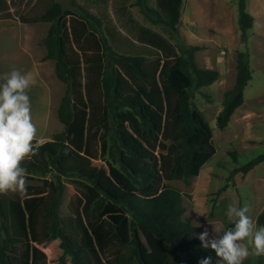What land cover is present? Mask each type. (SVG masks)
Returning <instances> with one entry per match:
<instances>
[{
  "label": "trees",
  "instance_id": "16d2710c",
  "mask_svg": "<svg viewBox=\"0 0 264 264\" xmlns=\"http://www.w3.org/2000/svg\"><path fill=\"white\" fill-rule=\"evenodd\" d=\"M17 1L0 0V18L14 17L11 7ZM26 3H32L28 14L16 11L23 22L51 23L44 45L66 84L58 108L65 128L23 162L27 174L52 172L55 179L27 185L23 199L0 195V264H48L40 245L56 238L73 264H199L208 257L216 264V253L201 246L197 227L186 216L182 193L165 181L188 183L215 155L213 129L194 105L193 93L215 83L220 72L198 67V46L179 49L151 28L143 27L140 37L151 46L150 59L121 52L114 33L106 27V37L99 29V19L98 26L76 19L79 28L61 2ZM184 3L155 0V7L143 5L142 12L153 24L176 32ZM238 5L247 41L254 17L246 0ZM252 77L250 53L240 51L235 84L224 93L217 116L221 130L243 104ZM102 157L107 168L93 164ZM261 162L264 153L233 172L247 174ZM68 175L81 179L87 219L82 211L69 220L59 216L62 178ZM256 222L264 226V209Z\"/></svg>",
  "mask_w": 264,
  "mask_h": 264
},
{
  "label": "rangeland",
  "instance_id": "374dc122",
  "mask_svg": "<svg viewBox=\"0 0 264 264\" xmlns=\"http://www.w3.org/2000/svg\"><path fill=\"white\" fill-rule=\"evenodd\" d=\"M238 1L185 0L178 31L153 25L156 31L165 34L179 49L198 46L195 59L199 68L220 72L215 83L193 93L194 105L202 111L213 129V141L217 148L215 155L206 162L199 175L188 183L183 180L165 181L182 193L187 208L186 216L197 227L198 238L205 229L209 239H212L216 236L214 226L221 230L231 227L225 216L229 204L247 206V215L257 227V217L264 209V162L247 174L233 172L264 153V0H246V10L254 17L253 27L247 31V41H244L239 26ZM129 2V10L115 11L126 0L112 1L113 16L119 26L130 13L147 22L141 6L155 7V1ZM31 5L16 2L11 7L14 17L0 18V74L15 67L32 80L28 90L31 116L38 129L37 138L43 143L52 140L55 134L65 128L59 120L58 108L66 84L56 75L55 61L46 58L44 39L50 24L25 23L16 13L18 10L20 14H25ZM119 46L121 52L136 54L129 40L124 39ZM246 50L250 53L253 77L245 89L243 104L236 109L228 126L221 130L217 126V116L223 108L224 93L235 84L238 53ZM93 148L99 155V143H94ZM231 153H235V156ZM93 164L107 168L104 157L94 159ZM44 178L55 179V174H27V185L41 186ZM62 180L65 187L59 216L69 220L82 211L85 189L76 175L63 176ZM82 212V219H87V214ZM40 248L46 253L48 264H73L71 257L61 247L59 238L45 241ZM243 264H264V256L250 255Z\"/></svg>",
  "mask_w": 264,
  "mask_h": 264
},
{
  "label": "clouds",
  "instance_id": "9594fccd",
  "mask_svg": "<svg viewBox=\"0 0 264 264\" xmlns=\"http://www.w3.org/2000/svg\"><path fill=\"white\" fill-rule=\"evenodd\" d=\"M32 83L15 67L0 74V195L13 193L21 199L27 194L23 162L42 146L31 116L28 90ZM247 213V206L229 204L225 216L234 226L226 230L214 226L212 239L207 229L199 235L201 246L216 253V264H243L250 255L264 256V226L257 227ZM199 264H212V258L201 259Z\"/></svg>",
  "mask_w": 264,
  "mask_h": 264
},
{
  "label": "crops",
  "instance_id": "0c3cea01",
  "mask_svg": "<svg viewBox=\"0 0 264 264\" xmlns=\"http://www.w3.org/2000/svg\"><path fill=\"white\" fill-rule=\"evenodd\" d=\"M36 0H33V4L35 3ZM49 2V0H47ZM58 2H61L64 6L65 9L71 11V15L74 18V24L81 28V26L76 22V19H79L80 21H90L92 25L98 26V21L97 19L101 20V31H103L104 35L107 37L108 34H106V31L104 32L105 28L108 27L111 32L114 33L116 37V46L118 47L119 44H122L124 39L129 40L135 49L136 54L133 55H144L147 56L148 58L151 59V51H150V44H144L141 40L140 37H143L146 33L142 30L143 27H148L153 29L155 32L159 33L160 35L164 36L167 38V36L159 31H156L155 28L153 27V24L148 17L147 22H144L141 20L139 16L136 14L130 13L128 16L124 18V23L120 27L118 24V21L116 18H114L113 10H112V1L113 0H56ZM130 0H126V3L120 4L117 8H115V11H125L129 10L130 8ZM155 1V0H154ZM18 3H21L19 0L17 1ZM22 2H26L22 1ZM44 6V5H40ZM115 6V5H114ZM132 6V5H131ZM47 5L42 7L43 11L47 10ZM12 10V9H11ZM86 12L90 13L92 17H88ZM141 12H142V6H141ZM143 13V12H142ZM144 14V13H143ZM145 15V14H144ZM146 16V15H145ZM68 19V25L70 24V16L67 17ZM35 23H42V24H50V22H45V21H38ZM88 27L89 24H87ZM81 30V29H80ZM92 31V30H91ZM100 36V34H97ZM80 36V33H79ZM120 47V46H119ZM118 47V49H120Z\"/></svg>",
  "mask_w": 264,
  "mask_h": 264
}]
</instances>
